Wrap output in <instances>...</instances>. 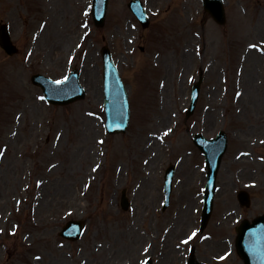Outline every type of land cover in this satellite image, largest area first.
<instances>
[{
	"label": "rangeland",
	"instance_id": "rangeland-1",
	"mask_svg": "<svg viewBox=\"0 0 264 264\" xmlns=\"http://www.w3.org/2000/svg\"><path fill=\"white\" fill-rule=\"evenodd\" d=\"M130 1L109 0L106 23L97 28L92 0H0V25H8L19 49L8 56L0 48V264H142L147 257L186 264L190 245L203 261L219 264L217 257L233 251L236 220L264 213V0H224L223 27L202 0H143L147 29ZM105 45L130 95L125 135L104 128ZM75 65L87 98L67 107L44 102L31 76L62 79ZM200 71L201 98L187 119ZM219 131L230 145L201 234L203 160L187 151H195L191 135ZM243 151L252 154L237 158ZM171 163L178 171L163 211ZM251 182L257 186L248 212L234 191ZM123 189L128 211L120 205ZM72 219L87 222L76 243L59 235ZM225 264L243 263L234 250Z\"/></svg>",
	"mask_w": 264,
	"mask_h": 264
},
{
	"label": "water",
	"instance_id": "water-1",
	"mask_svg": "<svg viewBox=\"0 0 264 264\" xmlns=\"http://www.w3.org/2000/svg\"><path fill=\"white\" fill-rule=\"evenodd\" d=\"M108 0H94V17L96 24L98 26H102L105 21V15H106V9H107ZM136 5L137 8H134L135 13L139 16L140 20L143 21L144 26H148V21L145 19L144 16V10L141 8V5L139 3H132L131 6ZM205 8L208 12H210L215 20L219 22L220 24H224L226 22V16L225 11L222 5V0H204ZM2 35H1V44L6 49V51L9 54H14L16 52V48L13 46L10 40V36L8 31H6L5 27H2ZM104 59H105V72L107 74L105 75L106 79V89H105V95H106V111L110 109V99L116 98L120 99L121 94L124 93L123 84L121 83L120 79H118L117 75L115 74V70L112 66V60L110 53L107 49H104ZM33 81L38 84H42L44 87V90L49 96V100L55 104H68L71 102H74L76 100L83 99L85 96L84 91L78 84V78L76 74H73L72 79L70 80V83H63L61 88H56L53 84H51L49 81L45 80V78L41 76H35L33 78ZM196 88H199L197 85ZM196 102V97L194 98L193 107ZM128 112V108H127ZM111 118L113 120H124V114L122 111H118L117 113L111 115ZM126 120V118H125ZM128 120V118H127ZM226 149V142L223 144V148L219 150V153L217 156L213 157L214 162L213 166L211 168L210 172V184L207 188V195H206V202H205V208H204V216H203V226L206 225L211 212L213 208V198L215 194V184L214 181L216 179V172L217 168L220 164L222 155L224 154V151ZM259 221L264 222V217L259 219ZM83 225L81 222L73 221L68 223V225L64 228V231L62 232V235L70 238L72 240H76L79 238L80 234L82 233ZM257 230L256 228H250L249 233H253ZM244 227L240 230V235L238 239V249L240 254L243 256V258L246 261V264H264V250L261 248V244H256L258 247L256 250L251 251H245L244 250ZM191 264H198L195 263L194 260L191 261Z\"/></svg>",
	"mask_w": 264,
	"mask_h": 264
}]
</instances>
